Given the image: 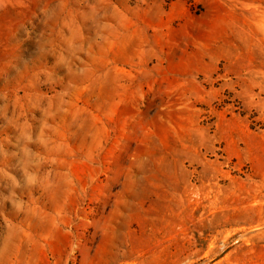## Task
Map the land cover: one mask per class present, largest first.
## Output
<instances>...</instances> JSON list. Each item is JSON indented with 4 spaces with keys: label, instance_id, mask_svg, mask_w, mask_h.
Returning <instances> with one entry per match:
<instances>
[{
    "label": "rangeland",
    "instance_id": "374dc122",
    "mask_svg": "<svg viewBox=\"0 0 264 264\" xmlns=\"http://www.w3.org/2000/svg\"><path fill=\"white\" fill-rule=\"evenodd\" d=\"M0 264H264V0H0Z\"/></svg>",
    "mask_w": 264,
    "mask_h": 264
}]
</instances>
